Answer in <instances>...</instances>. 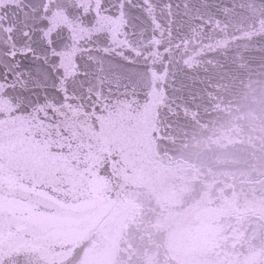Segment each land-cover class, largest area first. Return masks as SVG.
Here are the masks:
<instances>
[{
  "label": "snow or ice",
  "instance_id": "obj_1",
  "mask_svg": "<svg viewBox=\"0 0 264 264\" xmlns=\"http://www.w3.org/2000/svg\"><path fill=\"white\" fill-rule=\"evenodd\" d=\"M252 21L264 0H0V264H88L52 227L87 202L83 130L125 109L176 126L214 80L264 71Z\"/></svg>",
  "mask_w": 264,
  "mask_h": 264
},
{
  "label": "water",
  "instance_id": "obj_2",
  "mask_svg": "<svg viewBox=\"0 0 264 264\" xmlns=\"http://www.w3.org/2000/svg\"><path fill=\"white\" fill-rule=\"evenodd\" d=\"M150 119L125 109L83 130L98 144L92 171L73 170L87 202L53 231L88 243V264H264V71L214 80L176 126Z\"/></svg>",
  "mask_w": 264,
  "mask_h": 264
}]
</instances>
